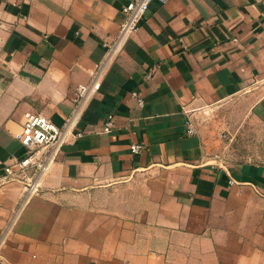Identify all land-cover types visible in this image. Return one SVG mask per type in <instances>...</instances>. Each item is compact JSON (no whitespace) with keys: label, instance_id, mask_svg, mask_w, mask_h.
<instances>
[{"label":"crops","instance_id":"crops-1","mask_svg":"<svg viewBox=\"0 0 264 264\" xmlns=\"http://www.w3.org/2000/svg\"><path fill=\"white\" fill-rule=\"evenodd\" d=\"M128 1L0 0V238L23 191L4 170L26 156L24 114L65 124ZM224 107L249 159L222 158L207 129ZM76 132L0 264H264V0L153 1Z\"/></svg>","mask_w":264,"mask_h":264},{"label":"built area","instance_id":"built-area-1","mask_svg":"<svg viewBox=\"0 0 264 264\" xmlns=\"http://www.w3.org/2000/svg\"><path fill=\"white\" fill-rule=\"evenodd\" d=\"M153 1L166 4L170 0H129L123 6L124 20L118 34L110 43L105 44L107 50L104 59L96 66L91 82L88 85H80L76 89L74 108L63 126H57L39 113L27 112L24 114L21 130L16 138L26 149V156L22 159H14L4 170L6 182L21 184L23 191L10 223L0 238V251L27 205L42 192L45 178L58 161L66 145L83 136V132H76V128L88 101L100 89L109 66L125 49L131 37L139 31ZM233 41L236 42V40ZM147 78L150 79L152 76L148 75ZM132 96L137 98L141 107L144 106V101L138 97L137 92H133ZM186 126L188 135L197 133L191 119L187 120ZM114 128L115 115L109 114L104 123L103 132L111 133ZM142 149L143 147L140 145L131 146V151L134 154L141 152Z\"/></svg>","mask_w":264,"mask_h":264},{"label":"rangeland","instance_id":"rangeland-1","mask_svg":"<svg viewBox=\"0 0 264 264\" xmlns=\"http://www.w3.org/2000/svg\"><path fill=\"white\" fill-rule=\"evenodd\" d=\"M235 108L224 107L208 115L206 122L208 130L212 136L219 135L221 144L219 145L220 155L226 160L249 159V154L242 149V142L245 140L243 123H239L238 116H234ZM236 113L238 110L235 109ZM247 139V137H246ZM232 140V141H231ZM249 140V139H247Z\"/></svg>","mask_w":264,"mask_h":264}]
</instances>
